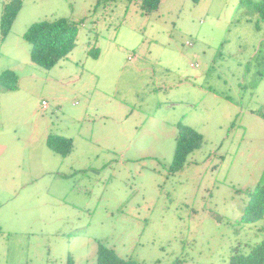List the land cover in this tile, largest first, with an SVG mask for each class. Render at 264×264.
<instances>
[{"label":"rangeland","instance_id":"obj_1","mask_svg":"<svg viewBox=\"0 0 264 264\" xmlns=\"http://www.w3.org/2000/svg\"><path fill=\"white\" fill-rule=\"evenodd\" d=\"M21 1L0 32V74L17 79L0 90V264H95L99 243L139 264H228L264 240V219L240 222L264 182V21L240 0ZM56 19L99 59L77 63L78 45L32 64L23 34ZM178 124L203 144L171 175Z\"/></svg>","mask_w":264,"mask_h":264},{"label":"trees","instance_id":"obj_2","mask_svg":"<svg viewBox=\"0 0 264 264\" xmlns=\"http://www.w3.org/2000/svg\"><path fill=\"white\" fill-rule=\"evenodd\" d=\"M161 0H141L144 12L158 9ZM240 6L249 7L255 22L264 21V0H240ZM22 7L21 0H11L5 4L0 17V32L2 38L9 33L13 21ZM251 20V19H249ZM79 24L66 19L54 21H40L32 24L23 34V39L30 45V62L43 69H51L58 62L64 60L75 48ZM96 59L97 53H90ZM17 89V79L14 74L3 72L0 74V90L12 92ZM203 144L202 136L195 130L177 125V136L172 162L168 172L174 175L180 172L188 156L198 150ZM48 148L60 156L65 157L72 150L70 139L49 137ZM248 201L244 207L240 222L253 224L264 219V182L258 184L247 193ZM95 264H139L130 258H120L111 248L99 243L96 250ZM228 264H264V240L255 245H249L239 253L232 254Z\"/></svg>","mask_w":264,"mask_h":264},{"label":"crops","instance_id":"obj_3","mask_svg":"<svg viewBox=\"0 0 264 264\" xmlns=\"http://www.w3.org/2000/svg\"><path fill=\"white\" fill-rule=\"evenodd\" d=\"M96 44V42L95 41H89V42H87V44H86V46L85 45H82L81 43H80V41H79V37H77V41H76V46H75V48L73 49V51L69 54V55H72V54H74L75 52H76V50L78 49V45H81L82 46V48H81V52L84 54V56H80V54H79V56L81 57V59H78V60H75L77 63H81L84 59H87V57H89L90 56V53H97V57H96V59H94L95 60V62L99 59V50H98V48L95 46V47H93V48H90L91 47V44ZM68 55V56H69ZM67 56V57H68ZM67 57H66V59H67ZM98 58V59H97ZM75 62V63H76ZM74 63V64H75ZM47 135V134H46ZM50 136H46V139H45V145H46V147L48 148V146H47V139L49 138ZM56 137H60V136H56ZM61 138H65V137H61ZM68 139V138H67ZM71 140V139H70ZM71 142H72V140H71ZM72 148H73V142H72ZM49 149V148H48ZM50 150V149H49ZM51 151V150H50ZM71 152V151H70ZM54 153V152H53ZM70 154V153H69ZM56 155H58V154H56ZM67 156V155H66ZM65 156V157H66ZM61 157H63V156H61Z\"/></svg>","mask_w":264,"mask_h":264},{"label":"built area","instance_id":"obj_4","mask_svg":"<svg viewBox=\"0 0 264 264\" xmlns=\"http://www.w3.org/2000/svg\"><path fill=\"white\" fill-rule=\"evenodd\" d=\"M43 107H45L46 106V103L45 102H43V105H42Z\"/></svg>","mask_w":264,"mask_h":264},{"label":"clouds","instance_id":"obj_5","mask_svg":"<svg viewBox=\"0 0 264 264\" xmlns=\"http://www.w3.org/2000/svg\"><path fill=\"white\" fill-rule=\"evenodd\" d=\"M43 103V102H42Z\"/></svg>","mask_w":264,"mask_h":264}]
</instances>
